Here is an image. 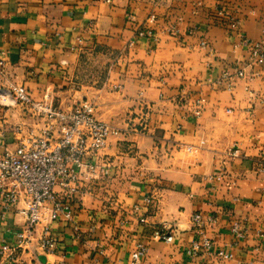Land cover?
Listing matches in <instances>:
<instances>
[{"label": "crops", "instance_id": "crops-1", "mask_svg": "<svg viewBox=\"0 0 264 264\" xmlns=\"http://www.w3.org/2000/svg\"><path fill=\"white\" fill-rule=\"evenodd\" d=\"M244 40L264 49V0H0V153L35 125L11 85L62 110L86 99L116 129L102 176L65 200L70 219L39 226L10 262L264 264V66ZM24 225L0 207L3 259ZM44 226L51 254L36 250ZM164 228L170 243L153 237Z\"/></svg>", "mask_w": 264, "mask_h": 264}, {"label": "built area", "instance_id": "built-area-1", "mask_svg": "<svg viewBox=\"0 0 264 264\" xmlns=\"http://www.w3.org/2000/svg\"><path fill=\"white\" fill-rule=\"evenodd\" d=\"M243 44L249 48L250 63L264 66L262 44L246 40ZM200 46L206 48L205 42L201 41ZM2 66L3 62L0 61V69ZM234 76L242 78L244 72L237 70ZM227 78L224 73L222 79ZM10 93L35 125L25 132L17 127L14 150L5 149L0 153V207L3 210L13 209L25 218L24 228L16 235L17 244L11 248L8 260L3 259L0 252V264H14L10 262L14 251L23 250L45 222L47 226L59 215L65 220L70 219L71 211L65 200L76 192L77 184L95 174H103L102 168L97 170L96 160L106 148L108 140L116 134L114 127L96 118L94 106L88 100H80L62 110L48 103L47 97L41 102L33 100L23 86L11 85ZM200 146H190L186 150L195 151ZM228 156L237 157V149ZM260 165L258 171L264 174V158ZM57 189L61 192H57ZM20 203L23 207L16 209ZM139 222L145 223V219L141 218ZM191 224L194 229H201L203 222L199 214H193ZM46 226L37 239L36 250L51 254L56 244L48 235ZM233 231L236 237H242L236 226ZM153 237L165 243L172 241L171 234L165 228L155 232ZM202 247L209 249L210 241L205 239ZM197 249L198 244L194 242L188 253L197 257ZM137 250L143 252L144 247L137 245ZM216 256L223 260L232 258L230 253L221 250Z\"/></svg>", "mask_w": 264, "mask_h": 264}, {"label": "rangeland", "instance_id": "rangeland-1", "mask_svg": "<svg viewBox=\"0 0 264 264\" xmlns=\"http://www.w3.org/2000/svg\"><path fill=\"white\" fill-rule=\"evenodd\" d=\"M84 100H86V99H84ZM203 148V146H200L197 150H195V151H192V153H191V155H194V154H198V152L200 151V150H203L202 149ZM183 152L185 153V154H189V152H187V150H186V148L183 150ZM229 158H231V157H229ZM236 158V157H235ZM99 159H100V157L96 160V165H97V170H100V168H104L103 166H100V164H98V161H99ZM105 169V168H104ZM102 176V174H95L92 178H90V179H88L87 181L88 182H94V181H97L99 178L98 177H101Z\"/></svg>", "mask_w": 264, "mask_h": 264}]
</instances>
